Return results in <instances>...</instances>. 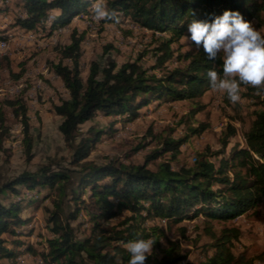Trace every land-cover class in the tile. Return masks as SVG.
Here are the masks:
<instances>
[{
    "label": "trees",
    "instance_id": "1",
    "mask_svg": "<svg viewBox=\"0 0 264 264\" xmlns=\"http://www.w3.org/2000/svg\"><path fill=\"white\" fill-rule=\"evenodd\" d=\"M9 1H2L0 13L10 11ZM16 1L20 13L15 26L37 30L47 28L50 23L51 32L77 17L87 18L92 4V0ZM104 3L117 12L119 22L130 20L154 35L161 32L169 37L155 47L156 63L150 68L144 67L140 59L121 65L113 61L105 67L94 62L85 79L80 60L86 33L73 29L70 43L61 48L60 57L51 67L69 93L53 108L63 118L59 129L73 150L71 163L79 166L81 174L71 193L74 209L67 214L62 205L66 186L72 179L69 171L43 166L6 180L0 185V257L16 258L23 251H33L31 246L24 247L25 241L21 239L29 235L25 228L30 219L22 218L20 213L26 206L49 199V191L54 190L59 199L49 217L52 237L39 253L43 264H128L130 254L125 245L139 238L155 241L146 264H180L190 254L182 242L189 238L187 221L199 218L205 225L203 231L212 239L205 245L206 250H213L202 264H256L264 253L249 257L244 251L235 252V244L242 235L239 226L225 225L217 232L213 222L228 224L264 204V96L257 97L262 107L254 112L245 128V144L236 139L238 127L232 117L221 134L218 151L212 153L208 148L194 157L193 165L179 168H174L172 160L191 136L204 132L205 124L189 125L188 133L179 139L164 137L161 146L147 155L142 164L115 158L106 163L88 159L112 129L90 127L85 134L81 125L101 113L106 117L121 114L122 121L130 122L146 112L149 105L158 107L167 101L188 100L196 104L190 117L204 109L197 99L210 89L207 72L215 68L222 74V60H209L203 49L191 41L194 49L184 52L174 44L190 37L188 24L193 19L210 21L225 11H238L252 25L257 20V25L263 26L264 0H104ZM173 61L179 64L170 67L168 63ZM226 100L233 109H238L237 104ZM5 108L11 109L21 124L23 141L30 153L32 123L27 97L20 93L0 104V148L10 135ZM141 148L138 146L136 151ZM167 153H171L170 159L158 163L155 169L149 166ZM28 191L34 192V197L27 196ZM125 211L128 213L122 221L108 224ZM81 213L85 219L77 226L72 225L71 221ZM148 220L179 225L180 238H168L159 224L144 226ZM83 226L84 237H79L78 230ZM4 233L17 239L8 243Z\"/></svg>",
    "mask_w": 264,
    "mask_h": 264
},
{
    "label": "rangeland",
    "instance_id": "2",
    "mask_svg": "<svg viewBox=\"0 0 264 264\" xmlns=\"http://www.w3.org/2000/svg\"><path fill=\"white\" fill-rule=\"evenodd\" d=\"M2 1L0 0V5ZM9 4L10 11L0 13V41L4 39L8 43V49L0 47V104L17 94H25L32 123V149L30 153L27 152L21 124L13 116L11 109L5 108L10 135L0 148V185L23 171H38L43 166H49L54 171H69L72 179L68 182L66 195L62 199L65 212L69 214L74 209L72 189L77 187L81 174L78 172L79 166L71 163L73 150L59 129L63 118L57 115L53 108L54 104L60 103L61 98H68L69 93L62 79L53 72L51 64L60 57L61 48L70 43L73 25L79 18L59 26L53 32L49 30L50 23L45 29L27 30L14 24L20 13L17 1L10 0ZM262 17L264 19V11ZM253 27L264 33V25H257V20H254ZM80 30L86 33L80 60L82 76L85 79L94 62L105 67L113 61L121 65L126 61L140 59L144 67L150 68L156 63L155 47L164 37H169V34L161 32L154 35L151 30L143 29L126 19L119 23L103 24L93 19L92 12L84 18ZM29 31L35 33V39L25 36ZM174 47L182 52L194 49L187 36L180 43L174 44ZM67 61L71 63L70 60ZM178 64L176 61L168 63L170 67ZM241 95L242 101L237 103L238 109H233L228 105L226 95L208 89L204 96L197 99L205 108L192 117L190 114L196 104L188 100L167 101L158 107L151 104L146 112L143 111L140 117L130 122L122 121L121 114L109 117L102 113L98 114L82 124L81 131L86 134L90 127L111 128L112 131L102 137L88 159L106 163L115 158L127 163L142 164L146 161L147 155L161 146L164 137L179 139L188 133L189 125L198 126L203 123L207 126L204 132L191 136L181 147L178 156L172 160L174 168L190 166L200 152L209 148L214 153L221 148V134L232 117L238 127L236 139L245 144V128L251 123L254 112L261 109L260 99L257 97H263L264 94L256 95L255 89L242 87ZM138 146L142 148L136 151ZM170 157L171 153H167L164 157L151 161L149 166L155 169L158 163ZM49 193H51L49 199L43 198L36 204L26 206L20 213L22 218L30 219L25 228L29 235L22 236L21 239L25 241L24 247L31 246L33 251L18 254L21 260H16L18 256L16 258L1 256L0 264H43L39 253L46 248L47 240L52 237L50 229L52 223L49 217L50 212L55 210V201L59 199L58 192L50 190ZM26 194L34 197L35 193L28 191ZM126 213L128 212L116 216L108 224H118ZM81 219H85L83 213L71 221L72 225L77 226ZM153 224L161 225L166 230L168 238H180L179 225L169 226L158 220H148L144 226L149 227ZM187 224L189 238L182 242L190 254L185 262L180 264H202L213 251L210 249L208 252L205 247L212 239L203 231L205 225L202 218L187 221ZM225 225L239 226L242 230L241 238L235 244L236 253L244 251L249 257L264 253V204L249 210L228 224L213 222L217 232ZM85 227L78 230L79 237H84ZM4 237L8 243L17 239L9 233H4ZM163 242L166 244V239H163ZM9 247L13 246L9 244ZM262 257L256 264H264V256Z\"/></svg>",
    "mask_w": 264,
    "mask_h": 264
},
{
    "label": "clouds",
    "instance_id": "3",
    "mask_svg": "<svg viewBox=\"0 0 264 264\" xmlns=\"http://www.w3.org/2000/svg\"><path fill=\"white\" fill-rule=\"evenodd\" d=\"M92 17L95 21L119 23L115 10H110L104 0H92ZM188 39L198 49H203L209 60H222V74L215 68L207 72L213 92L226 95L232 104L242 101V87L264 94V33L253 27L238 11H225L210 21L193 19L188 24ZM155 241L135 239L126 245L130 254L128 264H146L153 254Z\"/></svg>",
    "mask_w": 264,
    "mask_h": 264
},
{
    "label": "built area",
    "instance_id": "4",
    "mask_svg": "<svg viewBox=\"0 0 264 264\" xmlns=\"http://www.w3.org/2000/svg\"><path fill=\"white\" fill-rule=\"evenodd\" d=\"M59 30V29H58ZM57 30V31H58ZM56 31V32H57ZM55 32V33H56ZM25 36H27L29 39H35V37H36V35L34 34V33H32V31H31V33H26V35ZM0 47L1 48H4V49H8V45H7V41L6 42H0Z\"/></svg>",
    "mask_w": 264,
    "mask_h": 264
},
{
    "label": "crops",
    "instance_id": "5",
    "mask_svg": "<svg viewBox=\"0 0 264 264\" xmlns=\"http://www.w3.org/2000/svg\"><path fill=\"white\" fill-rule=\"evenodd\" d=\"M81 23H84V20H80L79 19V21L77 22V23H74V28L76 27L77 29H79L80 30V26H81ZM23 28V27H22Z\"/></svg>",
    "mask_w": 264,
    "mask_h": 264
},
{
    "label": "bare ground",
    "instance_id": "6",
    "mask_svg": "<svg viewBox=\"0 0 264 264\" xmlns=\"http://www.w3.org/2000/svg\"><path fill=\"white\" fill-rule=\"evenodd\" d=\"M50 18H52V16L50 17ZM60 30H62V29H60ZM27 33H31V31H29V32H27ZM32 33H34V32H32ZM35 34V33H34ZM0 42H6L4 39H2ZM7 45H8V43H7ZM22 258L20 257V256H18L17 258H16V260H21ZM184 262H185V260H184ZM201 262V261H200ZM201 264V263H200Z\"/></svg>",
    "mask_w": 264,
    "mask_h": 264
}]
</instances>
